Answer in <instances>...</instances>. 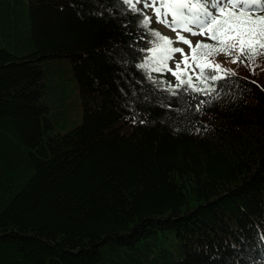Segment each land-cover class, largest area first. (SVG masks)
<instances>
[{"label":"trees","instance_id":"16d2710c","mask_svg":"<svg viewBox=\"0 0 264 264\" xmlns=\"http://www.w3.org/2000/svg\"><path fill=\"white\" fill-rule=\"evenodd\" d=\"M150 30L123 0H0V264H264V55L172 95L137 67Z\"/></svg>","mask_w":264,"mask_h":264},{"label":"snow or ice","instance_id":"6c2138e0","mask_svg":"<svg viewBox=\"0 0 264 264\" xmlns=\"http://www.w3.org/2000/svg\"><path fill=\"white\" fill-rule=\"evenodd\" d=\"M123 3L136 12L141 0H135V3L133 0H123ZM157 4L159 7L156 6ZM144 7H153L157 22L165 23L178 34L173 41L159 31L150 30L153 39L149 43L152 46L144 49L150 55L146 57L145 63L138 64L137 67L147 72L149 70L147 61L150 60L154 65H158L152 67L151 71L171 72L177 81L175 85H168L167 90L171 91L172 95H176L174 89L185 86V90L196 93L208 94L212 91L211 85L208 89L194 86L192 76L188 74V70L193 67L189 62V55L194 67L200 69L196 79L211 81L213 84L218 80L229 79L231 75H235L234 70L222 69L219 63L215 65L206 63L202 66L197 62L199 58L206 59L219 52L231 55L237 46L240 54L233 59V63L247 64L264 55V15H260L264 12V0H148L144 3ZM139 23L148 29L151 18L143 16ZM183 32L193 36H204L212 43L202 40L197 41L193 46L191 41L181 34ZM174 43L187 45L189 52L185 53L182 48L173 47ZM175 53H180L182 59L177 61L175 69H172L169 68L167 61L172 59ZM181 64L184 68H181ZM206 68L210 70L206 72ZM221 71L223 75L220 74ZM203 103L201 101V105Z\"/></svg>","mask_w":264,"mask_h":264},{"label":"rangeland","instance_id":"374dc122","mask_svg":"<svg viewBox=\"0 0 264 264\" xmlns=\"http://www.w3.org/2000/svg\"><path fill=\"white\" fill-rule=\"evenodd\" d=\"M133 2L135 3V0H133ZM145 2H148V0H141V3L137 5V8L145 10L149 15H151L152 21L154 22V24L157 27H159L163 33H165L166 35H168V37H170L173 41H175L178 33L176 31H172L168 26H166L165 23L157 22V17L154 14L153 7H144ZM156 6L159 7V4H157ZM260 15H264V12H261ZM181 34L184 35L187 39H189L193 46L196 44L197 41H202V40L208 43H212L211 41H207L206 38L201 35L193 36L187 32H183ZM172 46L182 48L185 53L189 52L188 46L184 45L183 43H174ZM238 52H239V46L236 47L235 51H233L231 55H235ZM231 55L219 52L213 56L207 57L206 59L199 58L197 62L201 64L202 66H204L206 63L210 65H215L219 63L222 69L233 68L235 63H233L234 57H231ZM181 59L182 57L180 53L173 54V58L167 61L169 68L175 69L176 62ZM188 59H189V62L193 65V67L188 70V74L193 75L196 81V74L199 73L200 69L194 67V63L192 62L190 55ZM181 68H184L183 64H181ZM157 74L161 77H165L167 85L177 84V81L171 72L167 70H163L162 72H157ZM220 74L222 75L223 72L221 71ZM77 99H78L77 86L73 82H70L68 85V91H67V95L65 98V103H64L65 105L63 107V112L61 114V116L63 117L62 120L64 121L65 129L70 128L71 126L79 122L80 120L81 109H80L79 103L77 102Z\"/></svg>","mask_w":264,"mask_h":264}]
</instances>
